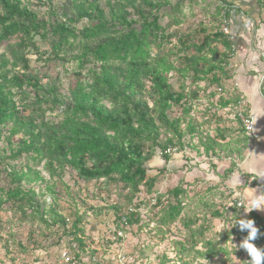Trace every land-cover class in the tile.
<instances>
[{
  "label": "rangeland",
  "instance_id": "rangeland-1",
  "mask_svg": "<svg viewBox=\"0 0 264 264\" xmlns=\"http://www.w3.org/2000/svg\"><path fill=\"white\" fill-rule=\"evenodd\" d=\"M147 1L156 8L143 7L142 0H21V3L46 22L77 19L78 22L71 25L76 31L95 24L94 5L106 17L110 10L116 14L120 7L129 19H136L135 12L141 10L144 15H155L159 24L165 27L166 34L171 36L163 42L162 48L170 51L166 60L176 68L179 66L178 57L182 55L173 50L178 38L217 29L224 33L225 28L231 35L218 0ZM259 1L264 9V0ZM254 44L251 40L242 50L236 46L233 48L230 64L225 67L228 79L221 78L220 85H190L189 78L177 80L176 73L168 74L173 91L179 92L182 84L186 88L185 100L167 112L169 119L182 118V146L167 147L170 160L164 163L159 149L149 144L135 145L132 148L134 156L144 161L142 168L145 169L144 179L137 188L123 183L118 176L85 181L66 166L55 169V176L51 177L45 161L38 166L29 161L43 180L30 185L22 183L21 188L25 192L34 191L36 197L31 202L36 210L42 212L54 208L65 219V227L54 225L50 231L45 230L38 219L30 217L33 215L30 208L25 207L23 214L13 211L9 204L3 205L0 212V264H241L245 261L248 254L241 252L242 248L235 240L226 244L228 255H219L213 260L195 259L191 262L193 254L188 253L191 234L197 235V239L203 232L206 238L231 225L232 214L226 209L235 205V200H242V209L264 216V136L248 139L235 120V113L251 115L250 111L256 106L264 113V52H260L262 42L258 47ZM14 46V41L0 45V83L5 75L10 78L20 71L10 53ZM48 46L39 41L40 53ZM154 55L152 52L151 57ZM27 57L31 76L38 77L43 88H57L59 95L65 94L67 84L72 80L73 63L67 64L61 58L47 65L43 60L37 62L34 55L28 54ZM84 69L79 78L87 81V68ZM140 84L142 103L148 106L150 116L154 118L151 85L147 80H141ZM191 91H196L197 96L193 97ZM12 92L20 122L21 116H30L27 106L40 100L42 92L26 87ZM213 93L216 95L212 96ZM221 98L237 100L223 108L219 103ZM66 105L62 103L52 112L47 111L40 123H56ZM18 122L2 130L0 188L4 189L16 187V184H9L11 169L28 162L24 155L16 160L8 158L11 152L7 137L9 130L19 125ZM190 130L192 134H189ZM23 136L24 131L12 137L11 146L16 148ZM165 138L161 135L160 141ZM212 141L217 145L215 152L206 154L204 147H213ZM174 188L183 191L177 197L181 211L175 221L167 225L163 217L168 204L176 203V198L170 194ZM254 201L260 202L259 209H253ZM216 210L223 213L222 217H212ZM75 216L81 219L83 230L80 238L84 248L78 249L79 260L74 258V250L67 247L64 236ZM188 221L191 225L186 228L184 224ZM125 222L128 223L126 229L119 230ZM200 247L198 244L197 249Z\"/></svg>",
  "mask_w": 264,
  "mask_h": 264
},
{
  "label": "trees",
  "instance_id": "trees-1",
  "mask_svg": "<svg viewBox=\"0 0 264 264\" xmlns=\"http://www.w3.org/2000/svg\"><path fill=\"white\" fill-rule=\"evenodd\" d=\"M142 1L143 7L151 10L156 8L153 3ZM218 2L223 9V20L228 25L227 5L223 0ZM92 11L95 13V24L76 31L71 25L77 23V19L50 23L28 11L21 0H0V45L14 41L15 46L10 53L20 67V71L10 78L5 75L1 79L0 141L2 130L18 122L12 90L21 91L26 87L42 92L40 100L27 106L30 116H21L23 119L18 122L19 125L9 130L7 141L11 154L8 158L16 160L24 155L28 162L8 173L9 184H16V187L0 188V212L5 204H9L13 211L15 209L23 214L25 207L30 208L33 210L30 217L38 219L48 231L54 225L65 227V219L54 208L42 212L36 210L31 202L36 197L34 191L25 192L21 188L22 183L30 185L43 180L35 167L29 165V161L35 166L45 161V168L51 177L55 176V169L66 166L85 181L118 176L123 183L135 189L145 176V169L142 168L144 161L136 158L132 150L135 145L149 144L159 149L164 163L170 160L167 147L182 146V118L169 119L167 112L173 106H180L185 100L186 88L182 84L179 92L173 91L168 83V74L176 73L177 80L187 77L190 85H220L221 78L228 79L225 67L230 64L233 42L231 35H225L222 30L202 31L199 35L192 33L178 38L173 50L182 55L178 57L179 66L176 68L166 60L170 51H164L162 44L171 36L166 34V29L159 24L157 16L144 15L141 10L135 12L136 19H129L126 11L120 7L116 14L110 10L108 18L97 5H94ZM39 41L49 45L43 53H40ZM152 52L155 53L153 57ZM28 54L34 55L37 62L43 60L47 65L61 58L67 64L75 65L65 94L59 95L57 88H43L40 79L31 76ZM84 68H87V81L79 78L80 71L85 70ZM141 80L149 81L153 90L154 118L150 116L148 106L142 103ZM191 94L193 97L197 96L196 91H191ZM215 95L213 93L212 96ZM236 100L221 98L219 103L224 108L235 104ZM62 103L67 105L56 123H40L47 111L52 112L55 106ZM235 120L242 134L250 139L242 128L237 113ZM22 131L23 139L16 148L12 147L10 139ZM189 134H192V130ZM161 135L166 136L163 141H160ZM212 143L213 147H204L206 154L215 152L214 147L217 145L213 141ZM182 193L179 188L170 191L172 197L176 198V203L168 204L163 217L164 224H172L180 215L181 206L177 197ZM236 201L235 205L226 209L232 214V223L228 228L206 238L203 232L197 239V235H190V253L187 251L185 254H193L191 262L195 259L213 260L219 255H228L229 247L226 244L233 240L241 244L247 231H240L236 224L239 219L254 221V226L260 231L253 243L264 249V216L253 210L246 211L242 206L237 207ZM222 214L216 210L212 217L219 218ZM80 222L81 219L75 216L69 223L70 228L64 231L67 247L74 250L76 259L79 258L78 249L84 248V242L80 238L83 231ZM122 225L124 227L119 230L124 231L128 223ZM190 225L191 221L184 224L186 228ZM59 240L60 237L57 242ZM198 244L201 246L199 249ZM180 247L183 248V245ZM180 252L181 249L179 254ZM241 252L247 253L244 249ZM249 260L248 255L241 264H246Z\"/></svg>",
  "mask_w": 264,
  "mask_h": 264
},
{
  "label": "crops",
  "instance_id": "crops-1",
  "mask_svg": "<svg viewBox=\"0 0 264 264\" xmlns=\"http://www.w3.org/2000/svg\"><path fill=\"white\" fill-rule=\"evenodd\" d=\"M229 11L228 24L231 30L233 48L242 50L244 44L252 40L260 52H264V9L259 0H223ZM252 26V28H250ZM263 49V50H262ZM234 50V49H233ZM254 118L255 134L259 137L264 131V113L261 107H253L250 111ZM256 120L258 121L256 125Z\"/></svg>",
  "mask_w": 264,
  "mask_h": 264
},
{
  "label": "clouds",
  "instance_id": "clouds-1",
  "mask_svg": "<svg viewBox=\"0 0 264 264\" xmlns=\"http://www.w3.org/2000/svg\"><path fill=\"white\" fill-rule=\"evenodd\" d=\"M253 209L260 208V202L254 201L252 204ZM241 232L247 231L246 238L240 244V248L246 250L250 260L246 264H264V249L256 247L253 243L257 239L259 229L254 226V221L250 219H239L236 221Z\"/></svg>",
  "mask_w": 264,
  "mask_h": 264
},
{
  "label": "built area",
  "instance_id": "built-area-1",
  "mask_svg": "<svg viewBox=\"0 0 264 264\" xmlns=\"http://www.w3.org/2000/svg\"><path fill=\"white\" fill-rule=\"evenodd\" d=\"M227 26V25H226ZM228 28V26H227ZM224 34L225 35H229V31L228 29H224ZM237 118L240 121L242 128L244 129L246 135L250 138V139H257L258 136L255 134V126H254V118L252 115H247L244 113H238L237 114ZM263 136H264V131H263ZM168 152V151H167ZM236 205L237 207H241L242 204V200L238 199L236 201ZM122 221H124V218H122Z\"/></svg>",
  "mask_w": 264,
  "mask_h": 264
}]
</instances>
